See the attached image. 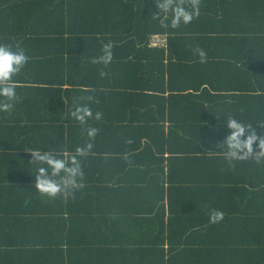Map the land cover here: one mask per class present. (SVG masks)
<instances>
[{"label":"trees","instance_id":"obj_1","mask_svg":"<svg viewBox=\"0 0 264 264\" xmlns=\"http://www.w3.org/2000/svg\"><path fill=\"white\" fill-rule=\"evenodd\" d=\"M197 3L170 28L154 0H0V44L28 57L0 112V264H264V161L214 142L228 116L264 126V0ZM86 144L83 186L38 194L25 150Z\"/></svg>","mask_w":264,"mask_h":264},{"label":"clouds","instance_id":"obj_2","mask_svg":"<svg viewBox=\"0 0 264 264\" xmlns=\"http://www.w3.org/2000/svg\"><path fill=\"white\" fill-rule=\"evenodd\" d=\"M158 12L153 13V18H159L162 26L176 28L180 24H188L199 14L197 0H192L191 11L184 6L183 0H154ZM112 42L103 45V55L93 63L107 64L112 59ZM200 62L205 61V53L196 49ZM28 57L23 49L13 50L10 46L0 44V112H11L17 101L16 82L13 79L20 73ZM76 121L83 124L88 118H100V113L93 117L91 110L85 106H76L70 113ZM225 134L219 141H214L218 146H223V156L226 161H241L251 157L254 162L264 161V126L245 122L232 116L223 118ZM96 134L95 128L87 129L89 138ZM92 147L86 144L77 147L75 154L58 156L55 152L41 151V148L27 149L31 159L29 165L33 168L34 188L41 196L53 199L57 194H67L72 190L82 187L78 180L83 176L78 157L84 156ZM224 213L218 210L209 213V222L217 223L222 220Z\"/></svg>","mask_w":264,"mask_h":264},{"label":"built area","instance_id":"obj_3","mask_svg":"<svg viewBox=\"0 0 264 264\" xmlns=\"http://www.w3.org/2000/svg\"><path fill=\"white\" fill-rule=\"evenodd\" d=\"M165 37L161 35H154L149 38L148 47L149 48H164L165 47Z\"/></svg>","mask_w":264,"mask_h":264},{"label":"crops","instance_id":"obj_4","mask_svg":"<svg viewBox=\"0 0 264 264\" xmlns=\"http://www.w3.org/2000/svg\"><path fill=\"white\" fill-rule=\"evenodd\" d=\"M242 216H246V215H242ZM230 218V217H229ZM245 218V217H244ZM232 224V226L229 228V229H227V231L225 232V235H227V236H229V235H233L232 233H230V232H233L234 231V225H233V223H231Z\"/></svg>","mask_w":264,"mask_h":264}]
</instances>
